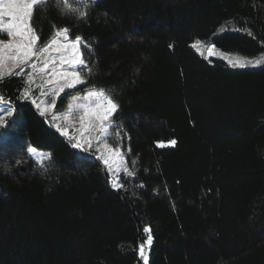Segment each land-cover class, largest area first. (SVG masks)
<instances>
[{"label":"trees","instance_id":"trees-1","mask_svg":"<svg viewBox=\"0 0 264 264\" xmlns=\"http://www.w3.org/2000/svg\"><path fill=\"white\" fill-rule=\"evenodd\" d=\"M84 10L34 14L40 43L62 28L83 42V83L56 109L103 90L119 105L108 141L134 175L113 187L95 152L18 96L15 76L0 79V114L13 109L0 129V264H145L149 234L147 264H264V0ZM213 45L261 63L233 67L207 54Z\"/></svg>","mask_w":264,"mask_h":264},{"label":"snow or ice","instance_id":"snow-or-ice-1","mask_svg":"<svg viewBox=\"0 0 264 264\" xmlns=\"http://www.w3.org/2000/svg\"><path fill=\"white\" fill-rule=\"evenodd\" d=\"M90 2L95 4L97 3V0H0V35H6L9 37L7 41H0V79L3 78V70L5 69L6 64H10L12 67H18L20 69L19 71L13 73L12 67L8 68L9 75L14 74L21 76L24 72V68L21 66L28 65V63L33 60V57H35L37 61H42L43 67H40L35 62L31 63L30 67L33 72L27 74V82L31 84L34 72L39 71L43 73L45 69H48L49 65L52 64V68L50 70L51 78L44 82L51 87L48 92H43L42 94H51L54 99L50 104L44 103L42 105L37 103L35 100H33V104H35L36 108L41 111L42 115L51 112V119L53 121H68L69 115L82 113L80 116L81 128L79 131L81 133H90L95 130L98 132V135H96L94 139L100 140V137L105 135L108 132V129L112 126V117L119 108V105L103 91H100L99 93L92 91L82 98L73 97V101L82 99L86 101V103L70 104L67 112L62 116L56 115L54 111L57 105V99L62 101L67 97L68 93L65 90L74 89L77 85L83 83V80L80 72L75 69L71 71H57L55 64H53V58L51 56H47L46 54L49 53L53 46H56L55 51L57 53H61L59 59L62 64L76 66L84 65L85 60L83 59L79 46L82 38L76 36L75 40L72 41L70 45L67 43H60L56 38L63 37L64 40H67L70 30L67 28L56 30V38L51 39L48 45L39 48L37 47L39 36L37 35L36 29L32 26L35 12L37 10L45 9L49 4H54V6L59 8L62 15L74 14L79 19H86L87 12L84 9L89 7ZM200 43L201 42L197 40L192 47H196ZM85 47L90 48V45H85ZM214 47L215 46L213 45L208 48L210 55L213 53ZM69 49L72 54L70 60L66 59L62 54ZM228 63L233 67H245L246 65H258L261 61L247 60L245 63H240L239 61L229 59ZM89 72H91V69H89ZM61 93H64V95L62 96ZM28 94L29 92L26 90L25 96L27 97ZM0 100H3V98L0 97ZM12 117L13 109L11 107L4 109L3 114H0V129H3L5 125L9 123L7 118ZM12 123L14 124L15 121L12 120ZM54 126L61 133L65 135L67 134L66 128H63L60 123H55ZM70 139H75L76 142L74 147L76 148H83L85 143L91 146V140L86 135L82 137H70ZM168 143L175 145L176 141L171 140L168 141ZM160 146L163 147L164 144L161 143ZM104 148L105 150H109L110 145L105 143ZM28 152L32 156L36 157L39 163H43L45 160H51L50 154L38 155L36 149L34 148H29ZM112 156L119 158L121 161L123 160V154L119 151L112 152ZM101 159H103L104 164L108 166L109 171H111L112 163L110 162V158H105L102 155ZM125 172L128 175H134V173L128 172L126 168ZM113 187L120 188L122 185L119 183H113ZM144 231L146 233H150L151 230L149 227H145ZM152 242L153 237L149 234L145 244L151 246ZM140 255L144 258L145 264H147V257L144 253V244L140 246Z\"/></svg>","mask_w":264,"mask_h":264},{"label":"rangeland","instance_id":"rangeland-1","mask_svg":"<svg viewBox=\"0 0 264 264\" xmlns=\"http://www.w3.org/2000/svg\"><path fill=\"white\" fill-rule=\"evenodd\" d=\"M102 1L103 0H97V2H102ZM32 26H33V21H32ZM62 29H65V28H62ZM62 29H60V30H62ZM54 38H56V37L54 36L52 39H54ZM8 39H9V37H7L6 35H0V41H7ZM56 39H58L60 43H67L69 45L72 43V41L75 40V39H71L70 37H68L67 40H64L63 37L56 38ZM50 40L48 42L44 43V44L40 43L38 41L37 47L42 48L45 45H48L50 43ZM82 45H83V42L81 40L80 45H79L80 49H81V52H82ZM55 47L56 46H53V48L50 49L49 53H47L46 55L47 56H51L53 58V64H55L56 70L57 71H61V70H69V71H71V70L75 69L76 71L80 72V75L82 77L81 68L84 65L76 66V65L62 64L60 62V59H59V56L61 55V53H57L55 51ZM206 50H207V54L210 55L209 52H208V48ZM62 54L65 56L66 59H69V60L71 59V55L72 54H71V50L70 49L67 50L66 52L62 53ZM211 55H215L219 59H221V60H223V61H225L227 63H228L229 59H232V60H235V61H239L240 63H245L247 60H252V61L260 60V59H253V58H250V57H245V56H241V55H238V54H232V53H225V52L216 53L215 50H213V53ZM82 56H83V54H82ZM33 62L37 63L40 67H43L42 61H37L36 58L33 57V60L30 61L28 63V65H22L21 66V67L24 68V72L22 73L21 76H17V75H14V74H12V75L8 74V68H10L12 66L10 64H6L5 65V69L3 70V73H4L3 74V78L6 79L8 77L15 76V79L17 81V83H16L17 93L19 94L18 96H20L22 99L35 100L37 103H40L42 105L44 103L50 104V103H52V100L54 99V97L51 94L44 95L42 93L43 92H48L50 87H51L50 85H47L44 82L51 78L50 77V70L52 68V64H50L49 68L45 69V71L43 73H41L39 71L34 72L33 73V81H32L31 84H29L27 82V74L30 73V72H33L32 68L30 67L31 63H33ZM251 66H253V65H246L245 67H251ZM254 66H257V65H254ZM19 70L20 69L18 67H12V72L13 73H15V72H17ZM82 80H83V77H82ZM26 90L29 92L27 97L25 96V91ZM92 91H95V92L99 93L100 91H103V90L88 89L84 93H78V94L72 95L70 97V101H69L67 107L63 111L60 108H58V109L55 108L54 109L55 114L62 116L63 114H65L67 112L68 106L70 104H73V103H86V101H84L82 99H78L76 101H73V97L82 98V97L86 96L89 92H92ZM62 94L63 93H61V95ZM57 103H58V99H57ZM46 115L49 116V119L51 120V122L53 124L60 123L63 128H66V130H67V134L66 135H68L70 137H77V136H81L82 137V136H85V135L88 136L90 138V140H91V146H89V144L85 143L84 147L82 149H84V150L87 149L86 151L89 152V153H94L95 152L96 155L100 159H101L102 155L105 158H110V162L112 163V169H111L110 173L112 174V177H113V179H112L113 183L122 184L123 176L126 174V172H125V164H124V156H123V160L122 161L119 158L112 156V152L119 151V152L122 153V151H121L120 148H117V147L113 146L108 141V137H109V133H110L109 129H108V132L105 135H102L100 137V140H96V139H94V137L96 135H98L97 131L94 130V131H92L90 133H81L79 131L80 128H81L80 116L82 115V113H75V114L69 115L68 121H63V120L53 121L51 119V117H52V113L51 112L46 114ZM73 140L75 141V139H73ZM105 143L110 145V149L109 150H105V148H104V144ZM30 148L36 149L38 155H40V154H49L47 151H45L43 149H39V148H36V147H33V146H31ZM30 156H32V155L30 154ZM32 157L36 158L34 156H32ZM101 160L103 162V159H101ZM106 167L108 169V166H106ZM144 253H145V256L147 257V260H148L149 246L147 248H145V246H144Z\"/></svg>","mask_w":264,"mask_h":264}]
</instances>
